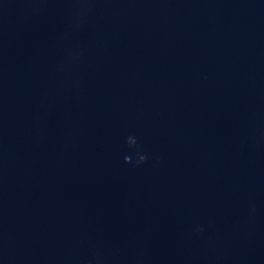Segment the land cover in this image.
<instances>
[{"label":"water","instance_id":"obj_1","mask_svg":"<svg viewBox=\"0 0 264 264\" xmlns=\"http://www.w3.org/2000/svg\"><path fill=\"white\" fill-rule=\"evenodd\" d=\"M5 0H0V5ZM116 23L79 95L33 116L54 75L63 15L0 37V220L13 246L0 264H79L85 234L146 264H205L190 237L212 222L211 264H264V0H142ZM76 130L65 152V129ZM149 163H124L127 135ZM152 154L163 157L158 166ZM249 198L258 212L247 219ZM122 264L124 262L122 261Z\"/></svg>","mask_w":264,"mask_h":264},{"label":"clouds","instance_id":"obj_2","mask_svg":"<svg viewBox=\"0 0 264 264\" xmlns=\"http://www.w3.org/2000/svg\"><path fill=\"white\" fill-rule=\"evenodd\" d=\"M142 0H5L0 5V37L6 29L9 16L15 14L18 23L35 21L46 17L53 10H59L63 15V28L57 34L56 47L58 51L54 65V75L48 88L38 99V106L33 116V127L37 135L42 131L49 114V107L67 101L70 97L79 95L82 89V73L91 58L98 52H103L106 41L96 32L89 42H80L74 37L81 32L99 28L105 23H116L123 18L134 15L142 9ZM76 130L69 126L65 129L63 150L70 151L74 145ZM125 144L129 153L124 155V163L134 168L141 167L150 161L149 153L143 150L135 135H127ZM163 160L159 154H152L151 163L158 166ZM258 208L254 198H249L247 219L252 221ZM212 222L195 223L190 229V237L202 241L205 245V264H211L213 254L221 247L223 241L218 234H213ZM86 254L80 258L79 264H146L144 252L134 257L123 258L119 248H106L99 242L87 238ZM13 242L0 220V259L10 260Z\"/></svg>","mask_w":264,"mask_h":264}]
</instances>
